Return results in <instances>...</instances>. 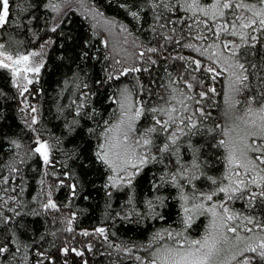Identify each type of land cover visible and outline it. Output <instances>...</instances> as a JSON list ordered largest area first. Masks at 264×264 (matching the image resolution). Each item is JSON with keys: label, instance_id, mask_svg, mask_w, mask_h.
Returning <instances> with one entry per match:
<instances>
[{"label": "snow or ice", "instance_id": "6c2138e0", "mask_svg": "<svg viewBox=\"0 0 264 264\" xmlns=\"http://www.w3.org/2000/svg\"><path fill=\"white\" fill-rule=\"evenodd\" d=\"M116 2L131 26L105 17L95 5L86 7L85 0L80 6L93 21L101 17L108 28L132 38L141 55L131 64L112 51L101 62L91 39L61 30L69 0H16L14 16L10 0H0V29L11 31L0 42V73L10 85L0 87V146L15 148L19 163L33 160L40 177L31 200L8 195V189L0 192V264H76L71 254L88 264L82 257L93 244L74 246L64 234L75 231L102 237L133 264H264V0ZM92 28L96 37L95 23ZM101 43L107 47L108 41ZM186 49L195 55L183 54ZM144 52L153 56L145 59ZM161 57L179 61L183 69L173 79L166 63V84L157 83L164 78L153 68ZM132 73L141 75L121 81ZM53 74L60 77L53 96L68 101L56 99L49 109L59 121L58 134L42 115L45 76ZM220 77L228 123L210 126L205 105L218 106L209 79ZM241 96L243 112L237 107ZM109 104L115 107L105 117L102 109ZM13 111L23 122L19 131L9 123L17 118ZM221 161L223 170L217 172ZM17 179L22 197L26 178L15 164L0 184ZM61 188L67 190V204L54 198ZM81 197L102 201L113 226L121 220L136 225L159 220L167 226L149 232L146 240L119 243L109 240L103 224L74 229L73 221L87 209L55 213ZM237 200L244 211L230 207ZM172 206L175 220L168 222ZM28 217L44 223L38 229ZM197 217L207 223L192 236ZM57 222L62 227H55Z\"/></svg>", "mask_w": 264, "mask_h": 264}, {"label": "trees", "instance_id": "16d2710c", "mask_svg": "<svg viewBox=\"0 0 264 264\" xmlns=\"http://www.w3.org/2000/svg\"><path fill=\"white\" fill-rule=\"evenodd\" d=\"M15 3L16 0H10V4L13 6V16L15 15ZM71 7L64 9V17L61 20V30L69 31L74 37L77 39L86 38L91 39L93 44V51L99 54V59L103 62L104 56L108 51L113 52V56H120L125 59L129 64L133 61L134 57L140 56L141 53L132 46L131 37L126 36L121 33L119 28L110 29L105 23V20L101 17H97L95 21L89 18V16L84 11V8L80 6V0H69ZM95 5L105 17L116 18L120 21H123L126 25L131 26L132 21L130 17H126L124 11L120 9L117 5L116 0H85L86 7H92ZM96 24V31L98 35L96 37L92 36V25ZM43 21H41V25ZM131 30V27H130ZM11 34L10 26L4 27L0 29V42H4L8 40V36ZM118 35V37H117ZM135 36H141L139 31H134ZM146 39V37H142ZM102 40H107V47L105 44L101 43ZM125 40H128V43H125ZM153 46H155L153 44ZM15 48V45H12ZM173 46L169 47V51L172 50ZM176 51H180L176 49ZM185 55H195L190 50H184ZM145 59L149 56H153L152 53L144 52L143 53ZM155 58V57H154ZM136 63H142L140 60H136ZM111 59L108 61V64H111ZM166 63H171V67L168 68V71L173 74V79H175V74L177 72H183V69L180 67L179 61H165L162 57L157 65H154V69H158L159 77H163V80L158 79L157 83L166 84L167 76L164 71V67ZM100 63H96V70L98 71L100 68ZM139 73L126 74L125 77H121V81L124 83H129L133 81V78L139 76ZM6 73H0V87H10L8 81L5 79ZM152 76H157V71L152 72ZM148 73H143V78H147ZM98 78V77H97ZM60 79L57 75L53 74L52 76H45L44 88L46 91V96L43 101V117L46 121H50L48 127L58 134V124L52 112L49 109L52 108L56 99H60L63 103H68L66 97L55 98L53 93L57 90V80ZM91 84L92 82L89 81ZM209 83H213L216 87L217 91L214 94L216 99L214 100V104L218 107L208 109V106L205 105L206 110L211 111V119L208 121V124L211 126L213 124L225 125L228 123L227 118L224 116V96H223V80L222 77L218 78L215 82H212L209 79ZM155 86V85H154ZM179 87L183 88L184 85L181 83ZM93 91H95V86L93 85ZM108 94H111L108 92ZM251 94V93H249ZM105 95V90H101L100 96ZM97 100V104L99 105V97H95ZM241 102H243L244 97H240ZM115 105L109 104L107 110L102 109L103 115L107 117L109 113L113 110ZM12 108H15V104H12ZM12 117H17L16 119H10L9 123L15 124L17 127L14 129L15 131H19L23 127V122L18 118V114L14 111L11 113ZM230 126V125H229ZM219 131V130H218ZM23 139V137H21ZM221 135L216 134V139H220ZM24 143L27 144L28 141L24 139ZM211 145H215L216 141L213 140L210 142ZM17 150L15 148L9 149L7 146H0V176L8 175L10 172V166L15 164L17 168L20 169L22 175L26 178L24 190L22 193V197L19 195L20 186L19 181L10 180L7 184H0V192L8 189V195L17 194L18 198L31 200L32 195L38 193L40 185L37 183V180L40 178L39 173L35 171V165L33 160H27L25 163L17 162L13 157L14 153ZM223 152V149H220L216 152V156L219 157ZM211 155V153H209ZM223 161L219 164L215 165L217 172L223 170ZM151 176V169L149 168L145 173L144 182H147V179ZM15 189V192L13 191ZM58 202L67 204V190L61 188L57 191L55 197ZM118 203V201L116 202ZM230 207H234L235 209L244 211L243 202L242 201H233ZM173 210L168 214V222H173L175 220V211L174 206H172ZM79 209H87L83 214L78 215L76 219L73 221L74 229L80 228H91L97 225H106L108 227V238L110 241L119 243L121 241H133L140 242L146 240L148 237V233L153 231L156 228L167 226L166 222L159 220H149L146 224L136 225L132 222H124L121 220L113 226V222L111 217L105 218L103 202L97 201H84L83 198H77L75 203L70 204L66 208H62L60 211L56 212L55 215L57 217L67 216L71 211H78ZM250 214V213H249ZM259 215V212L257 213ZM30 222L34 221V226L40 229V226L44 223L42 218L36 217H28ZM206 223V219L204 217H197L193 226L191 227L190 234L192 236H198L200 230H202L203 225ZM47 224L49 226V230H51L52 218L51 216L48 218ZM175 227L176 225L173 224ZM55 227L60 228L62 225L60 223H56ZM113 233H115L113 235ZM65 236L68 237L70 243L74 244L76 247H85L89 240H91L93 244V250L84 252L82 257L83 260H87L88 264H133V259L126 256V254L119 253L114 247H109V245L103 241L102 237H97L96 234H92L90 237H83L80 235L78 231L74 233H65ZM63 239V236L61 237ZM47 248V245H45ZM71 259L76 261V264H80L81 258L76 257L74 254H71Z\"/></svg>", "mask_w": 264, "mask_h": 264}, {"label": "rangeland", "instance_id": "374dc122", "mask_svg": "<svg viewBox=\"0 0 264 264\" xmlns=\"http://www.w3.org/2000/svg\"><path fill=\"white\" fill-rule=\"evenodd\" d=\"M117 37H118V35H117ZM237 107H239L240 108V111L243 112V102H241V105H238ZM206 223H207V220H206Z\"/></svg>", "mask_w": 264, "mask_h": 264}]
</instances>
